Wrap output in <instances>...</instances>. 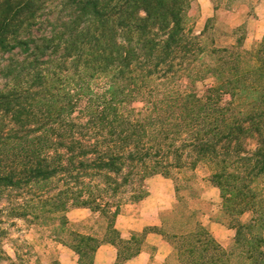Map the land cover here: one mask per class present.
Listing matches in <instances>:
<instances>
[{"label": "trees", "instance_id": "trees-1", "mask_svg": "<svg viewBox=\"0 0 264 264\" xmlns=\"http://www.w3.org/2000/svg\"><path fill=\"white\" fill-rule=\"evenodd\" d=\"M215 17L233 0H213ZM192 0H0V264H30L19 226L52 229L78 264L131 251L116 221L174 183L166 263L264 264V37L218 47L188 27ZM236 32H240L237 30ZM202 171L228 247L203 224ZM86 209L103 236L73 228ZM17 235V237H14ZM12 251V254L7 250Z\"/></svg>", "mask_w": 264, "mask_h": 264}, {"label": "rangeland", "instance_id": "rangeland-1", "mask_svg": "<svg viewBox=\"0 0 264 264\" xmlns=\"http://www.w3.org/2000/svg\"><path fill=\"white\" fill-rule=\"evenodd\" d=\"M214 8L215 5L213 0H192V8L188 13L187 19L188 27H192L196 34H201L204 32L209 20H216L214 29L209 32L207 36L213 38L218 47L232 46L236 43V39L243 35V47L245 50H250L263 39L264 0H233L232 8L230 10L223 9L219 11L216 17ZM237 30H240V32H236ZM204 177L205 174L200 171L198 173V183L200 189L203 191L202 203L200 205L204 212L202 222L208 217L212 222L219 223V209L221 205L220 191L213 187ZM147 186L149 195L153 194L152 198L156 200L154 209L158 207L165 209L159 216V221L161 223L162 216L171 211L176 203L174 183L170 179L155 175L147 180ZM205 192H207L206 198L203 197ZM138 205H129L125 207L121 215L132 216L137 214ZM67 217L75 230L103 236V231L99 228L100 220L93 216L89 210H72L68 212ZM124 224L125 223L121 222V225ZM19 226L23 229L22 235L24 239L28 241L29 245L32 247L30 264H78L75 253L68 247L55 241L51 228L44 226L27 227L22 222L19 223ZM150 229L153 230L154 228H149L144 232H137L134 234L129 244L131 251L136 252L141 250L146 233ZM14 237H17V235ZM233 238L234 237L230 238L223 246L228 247ZM165 242L172 253L170 243L167 240H165ZM7 250L12 254V251L8 247ZM108 257L109 255L105 253V261ZM172 264L175 263L172 262Z\"/></svg>", "mask_w": 264, "mask_h": 264}, {"label": "crops", "instance_id": "crops-1", "mask_svg": "<svg viewBox=\"0 0 264 264\" xmlns=\"http://www.w3.org/2000/svg\"><path fill=\"white\" fill-rule=\"evenodd\" d=\"M206 196L207 192L204 193L203 197L206 198ZM152 197L153 194H150L148 198L138 205L137 214L132 216L119 215L117 218L116 228L121 238L126 241H131L137 232H144L146 229L154 228L146 233L139 253L124 264H166L167 258L171 253L169 246L159 232L161 228L159 216L165 209L159 207L154 209L156 200ZM121 222L125 224L121 225ZM203 224L221 245L226 244L230 238L234 237L233 230L218 222H212L208 217L203 220ZM105 253L109 255L106 261L104 259ZM116 259L117 249L110 244L101 246L96 254V264H114Z\"/></svg>", "mask_w": 264, "mask_h": 264}]
</instances>
